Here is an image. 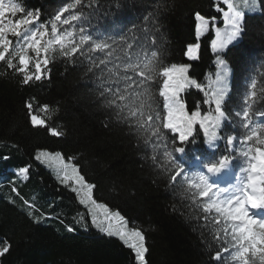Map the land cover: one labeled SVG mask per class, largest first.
Masks as SVG:
<instances>
[{
    "label": "trees",
    "instance_id": "obj_1",
    "mask_svg": "<svg viewBox=\"0 0 264 264\" xmlns=\"http://www.w3.org/2000/svg\"><path fill=\"white\" fill-rule=\"evenodd\" d=\"M195 1L94 0L89 8V0H84L86 19L78 22L77 27L86 28L95 39H120L126 34L129 44L147 32L148 42L158 44L150 51L157 52L161 66L176 62L189 63L192 68V61L183 56L186 37L179 31L176 18L184 8L194 10ZM200 1L203 13L210 19L216 17V25L220 26L222 19L216 5L226 8L222 0ZM14 2L27 10L39 8L43 23L69 0ZM260 3L264 9V0ZM154 12L158 13L160 27L152 19H145ZM243 18L242 36L221 53L230 71L224 108L233 119L222 122L218 130L222 138L214 149L206 146L196 126L195 142L175 155L186 175L203 171L207 174V162L229 153L226 136H239L242 131L234 113L242 111L251 80H257L258 93L264 88V11L244 13ZM133 25L139 28L128 32ZM213 37L209 28L202 36L203 48L210 46ZM57 56L51 65L50 79L23 88L5 74V65L0 63V239L11 243L10 251L0 256V264H136L132 251L117 236L101 233L92 225L88 209L72 190V182L62 184L59 171H52L35 159L39 149L60 151L65 162L71 157L86 181L96 186L93 198L97 203L104 204L107 210L119 211L128 229L136 227L144 232L148 264H215L211 256L218 245L213 222L205 221L203 209L192 199L184 175L171 181L162 152L151 141L146 143L143 133L117 121L114 112L101 106L96 80L100 73L95 69L88 72L90 59L80 57L73 65ZM93 56L103 58L99 53ZM215 64L213 54L203 76L191 77L207 87L209 77L215 78ZM162 79L157 77L153 93L163 115V99L159 97ZM181 95L189 112L198 103L202 113L209 110V106L202 104V92L194 87ZM30 98L37 114L48 127H56L61 136L30 125L24 108ZM44 104L49 105V112L39 110ZM257 111H264V99L254 105L253 113ZM253 120L264 123V117L255 114ZM165 134L171 136L167 130ZM236 143L239 147V140ZM230 163L237 176L243 161L236 158ZM20 167L28 169L23 176L16 174ZM197 199L202 204L207 198ZM29 211L33 215L29 216ZM81 215L86 227L84 222H78ZM69 227L73 231H68ZM227 264L234 262L228 259Z\"/></svg>",
    "mask_w": 264,
    "mask_h": 264
},
{
    "label": "snow or ice",
    "instance_id": "obj_2",
    "mask_svg": "<svg viewBox=\"0 0 264 264\" xmlns=\"http://www.w3.org/2000/svg\"><path fill=\"white\" fill-rule=\"evenodd\" d=\"M93 3L94 0H89L87 6L91 8ZM222 3L226 8L217 4L216 11L222 17L223 29L216 26V17L211 18L214 29L211 50L216 54V71L214 80L209 77L207 87L189 75V63L172 62L169 66H161L157 52L150 51L158 44L148 42L147 32L134 44H129L126 34L120 39H95L87 34L86 28H78V22L83 23L86 19L84 0L63 3L43 23V13L39 8L27 10L14 0H0V63L5 65V74L12 76L17 86L23 88L50 79L51 65L58 58L57 54L73 65L80 57L90 59L92 65L88 72L93 73L95 69L100 73L96 80L100 88L99 98L103 102L101 106L114 112L117 121L143 133L145 142L151 141L162 152L171 181L175 182L184 175L192 199L203 209L205 221L213 222L214 239L218 245L211 256L215 264H227L228 259L234 264H264V216L261 215L264 211V123L253 120L254 114L264 117V111L253 113L254 105L264 99V88L258 93L257 80H251L243 98L242 111L234 113L239 118L237 122L242 131L239 136H226L229 153L204 165L207 174H219L229 167L231 161L241 159L243 166L234 184L220 187L210 182L205 171L186 175L175 159L177 153H183L189 143L195 142L193 134L197 125L205 142L215 146V142L222 138L217 131L222 122L233 119L224 108L225 97L229 93V67L221 53L245 30L242 9H264L260 0H222ZM157 16L158 13L154 12L145 19H152L153 24L160 27ZM194 19L195 36L199 38L208 31L210 20L199 11L194 13ZM138 28L139 25H133L128 32ZM95 53L103 54V58L94 57ZM183 56L191 61L197 60L199 44H186ZM157 77L163 78L162 84H159L163 115L153 93ZM190 87L202 92V104L209 106V110L202 113L198 103L195 110L188 111L181 94ZM24 108L25 118L31 126L44 127L55 137L62 135L56 127H48L46 120L37 114L31 98L24 103ZM39 110L49 112V105L44 104ZM165 130L171 136L166 135ZM238 140L239 147L236 143ZM232 152L237 155H232ZM35 159L54 164L61 174L59 178L62 184L72 182L78 186L72 190L77 193L79 203L88 208L92 225L101 233L117 236L132 251L136 264H148L149 249L144 232L136 227L128 229L127 221L119 211L110 213L104 204L97 203L93 198L96 186L86 181L71 157L65 163L60 151L40 150ZM27 172L28 169L19 168V175ZM12 191L17 190L13 187ZM197 196L207 199L201 204ZM93 206L104 209L102 218L94 212ZM28 215L33 213L29 211ZM78 222H84L87 226L83 215ZM68 231L73 229L69 227ZM10 249L11 243L7 239H0V256Z\"/></svg>",
    "mask_w": 264,
    "mask_h": 264
},
{
    "label": "rangeland",
    "instance_id": "obj_3",
    "mask_svg": "<svg viewBox=\"0 0 264 264\" xmlns=\"http://www.w3.org/2000/svg\"><path fill=\"white\" fill-rule=\"evenodd\" d=\"M238 2H239V0H238ZM202 8H203V4L201 3V1L200 0H196L195 1V9L194 10L190 9L189 7L184 8L180 12L179 17L176 18V21H177L176 25L179 28V31L181 30L182 33L184 32V34H185L186 44H188V43L199 44V58L197 60H195V61H192L193 67L190 68V71H189V75L190 76H196L197 78H201L203 76L204 70L207 67L208 63H209L210 56L215 54L211 50V44H210V46L208 48H203V43H202L201 40H202V36L206 32L203 33L199 38H196V36H195V32H194V25H195L194 13L196 11H199L202 15H205L203 13V11H202ZM242 10H243L244 13H255V12H257V11H250L248 9H242ZM207 18L210 20L209 28H211L213 30V34H214V29H213V26H212L211 19L209 17H207ZM221 19H222V17H221ZM216 23H217V21L215 20V24ZM218 27L223 29V27H224L223 21H222V24L220 26H218ZM229 79H230V71H229V75H228V78H227L228 82H229ZM216 142H215V146H209L206 142H205V144L210 149H214L216 147ZM226 146H227V144H226ZM40 150H42V149L36 150L35 156H36L37 152L40 151ZM67 162L68 161H66L65 163H67ZM41 163H43L44 165H46L47 167L52 169V171H59L58 168L54 164L48 163L47 161L41 162ZM226 169H231V164ZM231 171H232V169H231ZM16 174H19V172H17ZM227 179H228V183L224 184V185L223 184L221 185V184L213 181L211 178H210V182L216 183L220 187H227L229 184H234L236 182V178H234L230 172L227 173ZM74 187H78V186L74 185ZM76 195H77V193H76ZM93 208H94V212L96 214H98L100 216V218H102L103 217V213H104V209L95 208L94 206H93ZM108 212L111 213L113 211L108 210ZM262 213H263L262 216H264V211H262ZM89 217H90V220H91V215L90 214H89Z\"/></svg>",
    "mask_w": 264,
    "mask_h": 264
},
{
    "label": "bare ground",
    "instance_id": "obj_4",
    "mask_svg": "<svg viewBox=\"0 0 264 264\" xmlns=\"http://www.w3.org/2000/svg\"><path fill=\"white\" fill-rule=\"evenodd\" d=\"M227 173H228L227 169H223L221 173L217 174V176L224 178L225 176H227ZM261 215H263V213H261Z\"/></svg>",
    "mask_w": 264,
    "mask_h": 264
}]
</instances>
